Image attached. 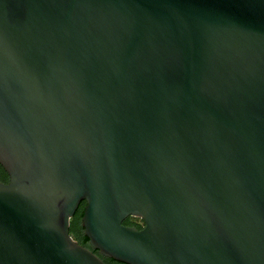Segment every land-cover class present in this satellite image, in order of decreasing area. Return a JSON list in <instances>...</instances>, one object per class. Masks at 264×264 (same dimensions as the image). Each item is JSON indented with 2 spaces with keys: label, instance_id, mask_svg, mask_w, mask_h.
<instances>
[{
  "label": "water",
  "instance_id": "95a60500",
  "mask_svg": "<svg viewBox=\"0 0 264 264\" xmlns=\"http://www.w3.org/2000/svg\"><path fill=\"white\" fill-rule=\"evenodd\" d=\"M0 164V264H264V0H0Z\"/></svg>",
  "mask_w": 264,
  "mask_h": 264
},
{
  "label": "trees",
  "instance_id": "16d2710c",
  "mask_svg": "<svg viewBox=\"0 0 264 264\" xmlns=\"http://www.w3.org/2000/svg\"><path fill=\"white\" fill-rule=\"evenodd\" d=\"M0 181L4 182V183H8L9 182V175L7 174L6 170L3 168V166L0 164ZM84 205L81 207V209L77 210L78 212H76L74 218L72 219V223H71V234L73 235V237L83 246L91 249L94 253H96L97 255H99L103 261L107 264H113L114 260L106 258L102 255H100L99 251L93 249L90 245L89 239L85 236L84 234V229L82 227V217L84 214ZM125 225L129 226H136L139 229H141L143 226L140 223H133L131 221V218H128L127 220H125L124 222ZM73 225V226H72ZM74 227V229L72 228ZM125 264V263H122Z\"/></svg>",
  "mask_w": 264,
  "mask_h": 264
},
{
  "label": "flooded vegetation",
  "instance_id": "af4514ba",
  "mask_svg": "<svg viewBox=\"0 0 264 264\" xmlns=\"http://www.w3.org/2000/svg\"><path fill=\"white\" fill-rule=\"evenodd\" d=\"M83 205H84V207H85L86 202H82L81 205H80V207L78 208V210L81 209V207H82ZM77 212H78V211H77ZM127 226H129V224H128ZM132 226H133V225H132ZM106 258H107V257H106ZM113 264H122V263H121V262L114 261Z\"/></svg>",
  "mask_w": 264,
  "mask_h": 264
},
{
  "label": "rangeland",
  "instance_id": "374dc122",
  "mask_svg": "<svg viewBox=\"0 0 264 264\" xmlns=\"http://www.w3.org/2000/svg\"><path fill=\"white\" fill-rule=\"evenodd\" d=\"M131 221L133 223H139L140 222V219L139 218H131ZM73 226V225H72ZM74 229V227H72ZM74 235V234H73ZM75 237V236H74Z\"/></svg>",
  "mask_w": 264,
  "mask_h": 264
},
{
  "label": "built area",
  "instance_id": "2783aa9c",
  "mask_svg": "<svg viewBox=\"0 0 264 264\" xmlns=\"http://www.w3.org/2000/svg\"><path fill=\"white\" fill-rule=\"evenodd\" d=\"M142 226L144 225V222L140 219V222H139Z\"/></svg>",
  "mask_w": 264,
  "mask_h": 264
}]
</instances>
